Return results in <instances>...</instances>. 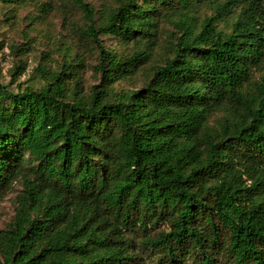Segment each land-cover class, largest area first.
I'll return each instance as SVG.
<instances>
[{"label":"trees","instance_id":"1","mask_svg":"<svg viewBox=\"0 0 264 264\" xmlns=\"http://www.w3.org/2000/svg\"><path fill=\"white\" fill-rule=\"evenodd\" d=\"M22 1L40 0H0ZM81 3L80 41L102 73L89 93L69 51L60 69L38 67L37 86L11 89L22 65L0 80V200L24 186L0 264H264V0H117L98 24ZM192 5L213 14L199 31L178 21L173 56L116 91L150 61L155 15ZM100 33L139 49L119 56ZM227 105L240 118L210 126Z\"/></svg>","mask_w":264,"mask_h":264},{"label":"rangeland","instance_id":"2","mask_svg":"<svg viewBox=\"0 0 264 264\" xmlns=\"http://www.w3.org/2000/svg\"><path fill=\"white\" fill-rule=\"evenodd\" d=\"M81 2L90 4L95 9L97 24L101 11H106L108 5L117 4V0H40L22 1L13 5L0 2V80L5 84L10 83L12 73L18 70L17 66L22 65L24 72L19 75L18 81L11 85V89L17 91L19 83L23 86H37L40 80L38 67L60 69L65 53L69 51L80 56L82 65L77 67L81 73L80 85L89 93L92 87L100 82L102 73L98 69L100 55L95 44L90 42L85 48L80 41L82 30L88 22ZM212 14L213 11L205 6L192 5L188 10L175 12L170 16L155 15L154 28L149 35L150 41L143 45L151 52L150 61L133 77L116 82L115 90L140 88L147 82L157 65L163 64L166 58L173 56L175 36L179 34L176 28L178 21L190 22L196 31H199L205 17ZM215 27L228 31L231 20H218ZM99 36L105 48L115 51L119 56H130L139 49L137 40L123 41L118 36L103 33ZM261 76L262 71H253L250 81L243 88L245 94L257 93ZM239 118L237 110L227 105L213 112L208 124L220 127L228 119L231 121ZM23 192V177H20L0 200V236L10 229L15 221ZM159 230L155 228L153 233ZM136 237L139 244L143 237Z\"/></svg>","mask_w":264,"mask_h":264}]
</instances>
